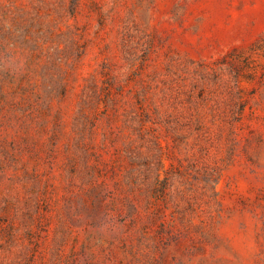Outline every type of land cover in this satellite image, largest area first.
<instances>
[{
	"label": "rangeland",
	"instance_id": "obj_1",
	"mask_svg": "<svg viewBox=\"0 0 264 264\" xmlns=\"http://www.w3.org/2000/svg\"><path fill=\"white\" fill-rule=\"evenodd\" d=\"M0 264H264V0H0Z\"/></svg>",
	"mask_w": 264,
	"mask_h": 264
}]
</instances>
